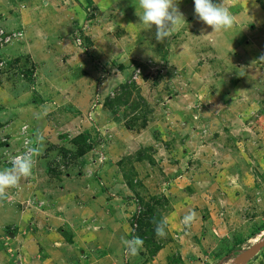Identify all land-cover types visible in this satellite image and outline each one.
<instances>
[{"label": "rangeland", "instance_id": "374dc122", "mask_svg": "<svg viewBox=\"0 0 264 264\" xmlns=\"http://www.w3.org/2000/svg\"><path fill=\"white\" fill-rule=\"evenodd\" d=\"M54 1L56 9L77 2ZM81 2L84 12L73 15L81 21L55 10L56 23H35V15L24 12L25 29L15 21L0 24L23 29L21 39L0 50L6 59L0 69V170L25 151L26 140L39 150L32 175L8 189L0 208L13 211L18 199L23 207L35 206V189L45 199L62 194L71 218L80 212L91 217L82 207L105 208L106 200L116 199L110 207L122 219L115 243L80 249L79 264L105 254L97 264H264V23L236 19L231 29L212 32L195 17L194 0H177L185 21L158 43L155 28L140 23L138 0ZM224 5H244L251 16L264 9V0ZM36 24L47 28L37 37L39 58L20 49ZM206 190L215 206L217 193L244 191L246 200L224 217L228 233L194 236L204 242L195 250L188 229L179 233L184 238L175 237L166 218L179 216L176 209L182 216L202 209L197 199L206 200ZM53 204L52 197L37 205ZM203 216L210 217L207 210ZM161 220L167 235L158 239L153 221ZM133 236L144 241L137 256L126 254L121 241ZM13 240L0 232V255L9 264L21 260Z\"/></svg>", "mask_w": 264, "mask_h": 264}, {"label": "crops", "instance_id": "0c3cea01", "mask_svg": "<svg viewBox=\"0 0 264 264\" xmlns=\"http://www.w3.org/2000/svg\"><path fill=\"white\" fill-rule=\"evenodd\" d=\"M6 1L7 0H0V24L2 26L7 25L10 21H15L14 24L16 25V27L21 25L25 29L26 23L22 19L23 16L21 15L24 12H31V14L35 15L34 18L32 17L34 21H43V24H47L50 22L56 23L58 21L59 17H57V13L55 12V10L67 14V16H70L72 19H75L76 16L74 17L73 15L78 9L81 12H84L81 6V0L73 2V6L66 7L65 9L64 7L56 9L54 0ZM24 2H27V4ZM29 4H31V6H28ZM12 6L16 7L17 10H14ZM8 9H12L9 10L11 11V13L8 11ZM229 10L234 15L235 20L237 19L238 22L252 20L254 23L257 22L261 25L262 23H264L263 8H255V11L251 16L248 14V10L250 9H246L244 5L243 9H241L238 5L235 10ZM16 13H18V15H16ZM41 14L43 15L42 18H40ZM78 17L79 19L81 18L80 15H78ZM78 17H76V19H78ZM72 21L74 22L76 20ZM79 21H81V19ZM43 24H36V32L35 34L32 33V39H23V44L20 46L22 52L23 50L31 52L39 58L36 50L40 45V42L38 41L39 39L37 37L40 35V33H43L47 29L46 27L41 28ZM27 32L29 31L24 30L26 36ZM108 81H112V77H110ZM224 191L227 190L225 189ZM33 194L32 204L35 206L31 205V208L23 207L21 199H18V203L13 211L6 207L0 208V232L5 235H11L14 239V244L15 246H17L18 250L17 258H21V260H18L20 262L17 261L18 263L16 264H79L78 261L76 262L78 257L77 254L80 255L84 253L80 249L92 250L93 248H91L90 246L94 247L93 245H96L98 243L102 244L103 240L107 241L109 239H112V241L109 240L111 244L115 243L113 239L117 237L116 235L118 231V228H116V224L119 219H122V216H117L116 212L110 207L111 205L116 203V199L106 200L107 203L105 204H108L110 206H107L105 208H96L95 204L82 207L83 213H85V211H88L87 214L89 213L90 215L91 212H93L91 214V217L84 216V214L81 216L82 212H80L79 216L71 218L66 216L67 210L63 206L62 194L51 195L49 193L46 199L44 198L43 192L39 191V189H35V192H33ZM181 194L183 196L186 195L184 190L181 191ZM206 194L210 193H208V191L206 190L203 194L205 195L204 197L206 198V200H203L201 197L199 198L202 200L197 199L199 203L200 201H203L201 202L203 208L199 210L197 208H193L192 211L188 212H195L196 214L194 224L185 232V235L189 238H191L192 235V247L195 250H199V246H204V242L202 244H199L194 239V236L199 237L197 238L198 240L202 238L203 240H206L207 238L210 239L214 238L216 235H219L218 231H222V234L228 233L230 227L229 225H227L228 220H226V222L224 221V217L227 216L229 210H233L234 206L239 205L246 200V198L242 196V194H245L244 191L242 193L240 192L238 196L225 193L226 196L223 197L219 196L220 193H217V195L215 196L212 195V197H215L214 200L216 199L219 202L215 206V202H211L213 201V199L211 198L212 200H209L210 196H207ZM195 196L197 195L193 194L189 197L194 198ZM52 197L54 199L53 205H47L40 208L38 207V202L48 203L49 201H52ZM12 199L16 198L12 197ZM95 201L96 199H94L93 202ZM91 206L94 208L92 210H89L91 209ZM122 206L125 207L124 205ZM173 207H175V205H173ZM212 207L221 208L216 216H214L215 212H211ZM206 210L208 211V215H210V217L203 216V214H206ZM176 212L179 214V216H174L172 218L171 216H168L166 218V221L170 224L171 232H178L174 234L175 237H180L182 239L184 238V235L181 236L179 233H181L180 231L185 228L184 224L182 223L184 217L182 215L184 212H181L178 209H176ZM213 219L215 220L214 225L212 224ZM84 220L87 221L86 224L83 223ZM62 225L65 228H61L60 226ZM203 230L204 234L200 235V232ZM112 246L113 245H111L109 249L110 252ZM2 252L4 256H7L4 250ZM85 256L86 255H84V257ZM106 256L107 255L105 254V257L96 259L94 264L100 263L99 260L104 261L106 259ZM79 257L81 258V256ZM84 257L82 259H84ZM0 264H9L6 261V257L0 255Z\"/></svg>", "mask_w": 264, "mask_h": 264}, {"label": "clouds", "instance_id": "9594fccd", "mask_svg": "<svg viewBox=\"0 0 264 264\" xmlns=\"http://www.w3.org/2000/svg\"><path fill=\"white\" fill-rule=\"evenodd\" d=\"M138 7L142 9V13L138 15L140 23L147 30L155 28V40L158 43L169 40L181 20H184L177 0H138ZM194 15L203 24L212 28V32L227 31L233 27L235 22V17L224 5V0L218 4H214L213 0H194ZM38 151L37 148L31 146L30 140H26L25 151L9 157L11 167L0 170V199L6 198L8 189L17 188L21 179L32 175ZM195 219V212H190L183 217L182 223L186 229H190ZM153 222L156 237L158 239L165 238L167 222L165 220ZM121 241L125 246L126 254L131 256H137L144 244V241L138 236H133L131 239L121 237Z\"/></svg>", "mask_w": 264, "mask_h": 264}, {"label": "built area", "instance_id": "2783aa9c", "mask_svg": "<svg viewBox=\"0 0 264 264\" xmlns=\"http://www.w3.org/2000/svg\"><path fill=\"white\" fill-rule=\"evenodd\" d=\"M23 37V29L17 28L14 30H6L3 28H0V50L4 48L6 45L11 43L14 40H19ZM77 44L80 45L81 41L76 38ZM6 48V47H5ZM3 50V49H2ZM1 50V51H2ZM2 55V54H0ZM6 56V54H4ZM6 65V59H4L2 56H0V69ZM138 214V213H137ZM133 228H136V224H133Z\"/></svg>", "mask_w": 264, "mask_h": 264}, {"label": "trees", "instance_id": "16d2710c", "mask_svg": "<svg viewBox=\"0 0 264 264\" xmlns=\"http://www.w3.org/2000/svg\"><path fill=\"white\" fill-rule=\"evenodd\" d=\"M130 186H131V183H128ZM132 187V186H131ZM147 207V209L145 210V214L148 212V205L146 206ZM140 214H142V213H140V211L138 212V214L136 215L137 216V219H136V223H138V221H139V217H140ZM143 216V215H142Z\"/></svg>", "mask_w": 264, "mask_h": 264}]
</instances>
